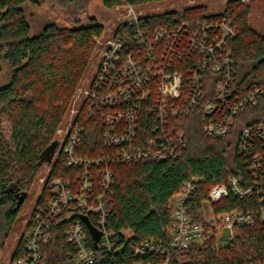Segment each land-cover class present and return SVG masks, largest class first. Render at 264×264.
<instances>
[{"label":"trees","instance_id":"trees-1","mask_svg":"<svg viewBox=\"0 0 264 264\" xmlns=\"http://www.w3.org/2000/svg\"><path fill=\"white\" fill-rule=\"evenodd\" d=\"M28 1L0 0V81L5 68L10 75L8 82L0 85V252L17 223L23 199L39 180L42 167L51 162L57 148L56 132L67 120L76 91L97 49L95 41L103 39L106 33L105 27L94 21L82 26L78 16L96 0H61L63 7L70 10L74 26L60 28L49 23L39 35L33 36L23 8ZM97 1L107 9L121 3V0ZM251 15L249 4L228 0L219 13H213L208 6H190L156 14L142 23L143 30L148 32L167 28L176 19L193 26L197 22L232 23L238 35L226 47L233 61L231 91L236 97L245 98L259 88L262 95L255 105H248L241 112L226 137H207L202 111L197 110L172 120L174 128L183 129L188 140V148L180 157L114 165V186L106 197L111 233L128 236L130 242L152 239L167 243L172 205L185 182L199 179L189 203L195 221L203 220V202L213 186L226 183L230 176L237 178L243 188L253 185L247 159L239 153L242 129L264 125V35L250 26ZM122 31L120 26L114 33L119 35ZM191 63L185 58L170 73L183 72ZM100 112L97 107L84 104L77 120L85 129L78 153L89 159L112 152L103 142V134L109 127L101 122ZM4 118L11 128L9 139L3 135ZM159 118V111L149 101L140 104V141L158 134ZM75 173V169L66 165L65 156L60 155L51 176L73 178ZM49 195L50 191L44 189L37 202L41 204ZM256 208L255 198L239 200L234 196L213 205L215 213ZM64 229L65 223L54 226L43 264L69 263L67 253L71 246ZM125 245L117 264H135ZM22 247L23 242L19 241L13 260L22 255L18 252ZM259 260H264V231L260 226H247L236 229L234 239L226 247L213 241L195 244L176 253L172 264H243Z\"/></svg>","mask_w":264,"mask_h":264},{"label":"built area","instance_id":"built-area-1","mask_svg":"<svg viewBox=\"0 0 264 264\" xmlns=\"http://www.w3.org/2000/svg\"><path fill=\"white\" fill-rule=\"evenodd\" d=\"M169 1L121 0L113 8L117 21L112 31L120 26L123 31L98 41L102 49L95 75L85 87L77 89L68 120L56 132L57 148L51 162L45 164L46 177L39 178L38 198L44 189L50 195L41 204L36 202L17 239V244L23 242L18 251L22 255L13 260L16 245L9 254V264H43L45 248L51 244L54 226L59 223H65L64 236L71 246L68 264H117L125 244L135 264H172L176 253L195 244L213 241L226 247L238 228L260 226L264 231V125L245 127L240 135L239 153L247 159L253 185L243 188L237 178L230 176L226 183L213 186L203 202L202 221L192 218L189 207L199 182L193 178L175 197L167 243L152 239L130 242V237L109 231L106 197L114 186V165L180 157L188 148V140L183 129L174 128L172 120L197 110L202 111L207 137H226L241 112L255 105L262 95L259 88L245 98L231 91L233 61L226 47L238 35L232 23L197 22L193 26L176 19L167 28L143 30L150 17L171 12L158 10L171 6ZM185 58L192 61L191 65L171 74V69ZM148 101L159 111L160 128L155 137L143 142L138 136L140 104ZM87 103L101 110V122L109 127L103 142L112 152L96 159L78 153L85 129L77 120ZM60 155L65 156L68 167L76 170L73 178L51 176ZM230 196L239 200L255 198L257 208L215 213L213 205ZM224 239L228 244L221 245ZM243 264H264V260Z\"/></svg>","mask_w":264,"mask_h":264},{"label":"rangeland","instance_id":"rangeland-1","mask_svg":"<svg viewBox=\"0 0 264 264\" xmlns=\"http://www.w3.org/2000/svg\"><path fill=\"white\" fill-rule=\"evenodd\" d=\"M61 0H33L28 1L24 6V12L28 19L31 28L32 35H39L44 27L49 23H55L60 28L73 27L74 21L70 15V10L63 7ZM228 0H170L169 5L165 8L158 10L165 11L169 9H186L190 6H208L213 13H219L222 11L225 3ZM241 2L249 4L252 7V15L250 18V26L264 35V0H241ZM155 9V11H157ZM81 19V25L85 26L94 21V24H101L105 27V37L114 35L113 26L117 21V13L113 9H107L102 5L100 1L91 2L88 7L78 14ZM103 40V39H102ZM102 42V41H101ZM97 49L95 50L94 57L91 64L85 74L80 87H85L88 82L93 78L97 70L96 66L99 62L100 50L102 49L101 43L95 41ZM10 78L9 72L5 68V72L2 75L0 85H4ZM73 104V103H72ZM68 120V118H67ZM10 124L7 118L3 119V135L6 139L10 138L11 130ZM47 163V162H46ZM46 165H44L39 173L40 177H46ZM39 177V178H40ZM40 180H37L30 193L25 197L21 210L18 215L17 223L9 236L5 247L0 252V264H9V254L15 250L17 245V239L23 234L25 223L29 220L37 202L39 196ZM221 245L228 244L224 239ZM7 257V260H6Z\"/></svg>","mask_w":264,"mask_h":264},{"label":"water","instance_id":"water-1","mask_svg":"<svg viewBox=\"0 0 264 264\" xmlns=\"http://www.w3.org/2000/svg\"><path fill=\"white\" fill-rule=\"evenodd\" d=\"M22 202H24V199H23V201Z\"/></svg>","mask_w":264,"mask_h":264}]
</instances>
